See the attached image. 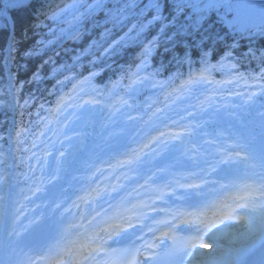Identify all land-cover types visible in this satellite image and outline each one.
<instances>
[{"label": "trees", "instance_id": "16d2710c", "mask_svg": "<svg viewBox=\"0 0 264 264\" xmlns=\"http://www.w3.org/2000/svg\"><path fill=\"white\" fill-rule=\"evenodd\" d=\"M4 1L0 0V11ZM36 1L31 0L24 8L8 9L15 31L11 45L8 21L5 16L0 18V139L3 145L7 144L11 123L8 92L11 73L19 105L15 115L14 150L16 161L26 170L27 149L36 145V137L46 127L43 116L53 115L51 105L56 104L63 90L70 89L83 75L97 72L95 79L104 89L110 88L120 79H128L142 62L143 44L137 47L120 44L104 55L112 38L100 35L103 25H108L109 17L114 12L127 11L136 16L142 13L141 18L148 19L147 2L141 1L139 6L131 8V0H107L104 3L100 0L96 7L82 15L80 32L60 44L64 33L59 31L57 22L47 21L43 27L28 24ZM239 1L227 0L219 4L221 9L204 12L171 2L170 9L162 12V22L148 27L154 36L159 35L150 73L162 79L169 78L174 71L190 73L197 67L210 68L218 74L232 65L240 72L260 73L264 66V37L256 44L240 29L226 28L220 18L226 12L227 4L232 9ZM10 46L8 69L6 53Z\"/></svg>", "mask_w": 264, "mask_h": 264}, {"label": "rangeland", "instance_id": "374dc122", "mask_svg": "<svg viewBox=\"0 0 264 264\" xmlns=\"http://www.w3.org/2000/svg\"><path fill=\"white\" fill-rule=\"evenodd\" d=\"M70 8H72L73 10L69 14L76 13V7ZM69 9L68 7H66L63 11H69ZM242 9L243 6L240 7V14L238 12H235L233 15L234 17L229 19L232 26L239 27L238 23L242 21ZM223 17L225 19L227 18L226 16ZM78 19L79 17L76 16L73 17L71 21L75 23L78 21ZM138 86L139 85L137 82H133L131 88L137 89ZM87 88L88 83L84 84L79 89L80 92L78 94L84 95L90 89ZM227 100V98L223 100V103H221L219 108L212 105L209 101V98L199 104L201 110L199 113H195V115H197L196 118L200 123L201 128H205L206 126L209 127L212 122L216 123L218 127L212 131V135L215 136V139L218 140L219 138H221L222 135L227 133L230 136H234L237 140L241 141L243 147H245V149L249 152L248 155L249 162H251V170L256 171L258 167L259 169L264 170V121L254 124V126L252 127L248 126L247 120L242 122V117H234L232 113H227L228 104H226L225 102ZM175 101H177L175 105V110H171L169 112V115L171 117L176 115V117L180 118L185 115L189 108L193 107V102L195 100L191 99L190 97H188V95H186L185 98H178ZM255 101L256 99L250 101V106H253ZM77 102L78 103H75L73 106H65L58 111L61 125H63V131L60 136L61 139L59 141V166L55 168V171L52 172L49 171V168L48 172L51 174V178L54 176V180H59V191L55 192L56 194L52 198L50 196L51 191L50 193L44 191L43 194H41V191L37 192L38 194L42 195V197L45 196V198L43 199H37L38 201L36 204L38 206V209H40L39 212L41 217H43L42 222H46L45 226L40 228L38 224H34L33 227H28V231L25 234H22L20 233V231L22 227H24V225H21V221L19 222L17 227H15L14 225L16 232L19 234L21 240H23V244L31 243V245L36 246V248H38L37 246L45 247V244H48L50 237L56 236V234L62 232L60 230L61 220H66L67 218H70L74 221H77L75 216L72 214V211H63L64 208L69 207L65 203L67 201H70L73 196H75V193H72L70 191L68 181L74 175L76 170L86 171V173H88L87 180L90 181L88 185L93 186V189H97L98 182H100L101 184L108 183V177H106L104 174H100L99 176L98 174H94V162L98 160H108L116 153L120 154L122 151H127L123 150L125 146L124 144H127L133 139L137 141V144H140L144 140L143 137L141 138L138 136H134L133 138H131V140L127 139L128 136L133 135L131 134V132H134L135 128L133 124L134 121L132 122V118H130V121V119L125 120L123 117L125 113L129 112L125 105L122 108L117 109L114 106H108L107 108H103L102 104H96V106H89L87 101H85L83 105H81L79 100ZM225 113L227 114V119L229 121L232 119L234 121L233 123L231 121L228 122L229 124L227 125V127H223L222 124L220 125V123L224 121V118H221V115ZM240 113H242V111ZM262 113L264 114V111ZM96 114H99V117L103 120V124L106 125L102 127V129H104V136L97 140H91L89 142L87 141L84 145L78 140L80 136H77V130L81 128L84 130L87 126L88 129L90 127V124H87L88 118H93ZM233 124H235V126ZM237 129H240V131H238ZM88 132L89 133H87V135L91 136L92 131L88 129ZM138 132L139 131H137V133ZM258 141H261L263 145L262 148L258 147ZM207 146L208 148L206 149V152L211 150V145ZM81 150H83L84 152H81ZM212 151L214 152V150ZM157 152L158 151H154L155 156L152 160L154 161L153 164L155 166L153 169L150 170V174L153 173V176L155 175V171H159V169L168 165V156L166 155V152L159 155V158L156 156ZM80 153H82V155H79ZM234 162L237 163L234 164V166H236V168L234 169L235 172L242 168V163H240L239 161ZM64 163L69 164L68 170L63 169ZM228 163H233V160H228ZM211 170L214 171L215 167H212L210 171ZM147 171H149V169H146L144 174H146ZM225 172H227V169L225 167H222V169L219 171V174L223 175V173ZM160 176L161 178L166 179L168 175L167 172H162ZM88 185L82 187V189H86ZM77 186L80 187V183H78ZM63 193L65 195H63ZM252 212L256 213L255 211H251V213ZM252 219L253 220L251 222L249 230L255 227L254 225H256L257 222L262 223L264 221V214L258 218ZM25 222H27V220ZM204 245H206V243ZM218 251L222 252L223 249H218ZM192 257H195V250L191 254V258ZM188 264H190V259Z\"/></svg>", "mask_w": 264, "mask_h": 264}, {"label": "bare ground", "instance_id": "6f19581e", "mask_svg": "<svg viewBox=\"0 0 264 264\" xmlns=\"http://www.w3.org/2000/svg\"><path fill=\"white\" fill-rule=\"evenodd\" d=\"M119 193L121 194V197L116 201L124 200L125 197H123V195L125 191ZM106 195L107 193H99L95 194L94 198L97 202ZM110 202V205L107 207L115 208L117 202H115V200H111ZM195 202H197V199H195ZM176 203L178 202L176 201ZM244 213L243 219H236V217L232 220L231 218L225 219L227 220L225 225H218L213 230L206 232V237L202 240L206 245L197 248L195 257L190 259V264H239V260L248 256L261 243H263L264 221L262 223L257 222L256 225H254L255 227L249 230L253 219L251 218L248 209ZM257 214L260 215L261 212ZM100 223V220H98L93 224L89 223V226L99 227ZM6 226L7 220L4 222L1 218L0 264H30L24 251L28 246L25 244L21 248L23 240H21L19 234L16 232L12 233L10 230L7 232V229H5ZM53 245L55 247V241L51 240L50 246ZM218 249H223V251H218Z\"/></svg>", "mask_w": 264, "mask_h": 264}, {"label": "water", "instance_id": "95a60500", "mask_svg": "<svg viewBox=\"0 0 264 264\" xmlns=\"http://www.w3.org/2000/svg\"><path fill=\"white\" fill-rule=\"evenodd\" d=\"M264 0H254L246 4L245 10L243 11L244 22L249 25H258L264 20L261 15ZM70 36H68V39Z\"/></svg>", "mask_w": 264, "mask_h": 264}]
</instances>
